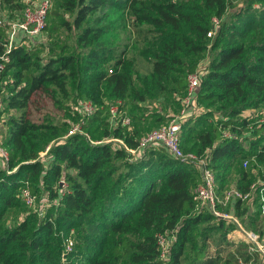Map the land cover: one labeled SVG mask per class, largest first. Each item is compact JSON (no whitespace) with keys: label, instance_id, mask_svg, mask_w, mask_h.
Wrapping results in <instances>:
<instances>
[{"label":"trees","instance_id":"1","mask_svg":"<svg viewBox=\"0 0 264 264\" xmlns=\"http://www.w3.org/2000/svg\"><path fill=\"white\" fill-rule=\"evenodd\" d=\"M2 2L14 5L15 0ZM121 4L129 11L136 41L146 40L135 48L151 61L148 72L141 73L127 52L119 58L117 48L102 39L109 31L102 24L103 11ZM59 8L52 15L62 23L55 26L78 28L76 46L66 39L53 41L46 57L33 51L42 42L32 49L16 47L0 73V79L10 80L0 112V117L7 115V136L0 144L9 153L7 168H0V264H264L249 244L229 239L236 224L199 208L195 190L201 176L194 163L163 147L147 148L132 160L124 146L94 143L91 137L94 128H103L104 138H119L137 149L140 124L165 118L157 111L146 113L141 104L175 94L182 110L188 76L209 49L208 33L217 17L214 57L196 98L197 107L207 109L183 123L181 147L207 157L220 195L236 162L237 188L250 192L251 169L264 163V124L259 121L264 116V0H62ZM168 29L170 38L159 40ZM5 40L6 27L0 23V44ZM113 59V70L101 68ZM83 79L106 86L114 100L97 104L90 115L67 114L88 135L67 136L70 123L54 111L64 109L68 98H76L75 104L86 99ZM118 100L129 125L110 122V106ZM48 146L49 160L41 159ZM246 160L249 168L243 166ZM26 182L41 201L49 191L45 215L24 207L19 189ZM243 202L235 201L237 215L246 228L256 230L263 223L261 210ZM15 209L26 211L24 219L3 226L7 212ZM74 230L77 241L62 262L64 243ZM160 234L174 239L168 259L161 258Z\"/></svg>","mask_w":264,"mask_h":264},{"label":"rangeland","instance_id":"2","mask_svg":"<svg viewBox=\"0 0 264 264\" xmlns=\"http://www.w3.org/2000/svg\"><path fill=\"white\" fill-rule=\"evenodd\" d=\"M40 3L42 2V0H15L14 5H8V4H3L2 0H0V16L2 18L8 19V20H14L15 18L19 17L20 14L22 16V13L24 12L25 8L29 5H32L34 3ZM48 4H49V8H48V14L50 13L51 15H49L48 20H47V29L45 31V37L43 38V42L37 46L36 48L33 49V51H37L40 53V55L42 57H46L48 54V47L49 45L56 40H67L73 47L76 46L77 44V33L79 31L78 28H73L72 30L70 29H65L64 26L59 27L58 29L56 28L55 25H59L60 23H62L61 17L52 15L53 13L59 11V5L62 4V0H48ZM19 5V6H17ZM126 5V3H125ZM234 5L236 8L241 6V3L238 2H234ZM124 5H119L118 7L115 8H110L107 7L104 11H103V23L105 24L106 27H108V32L106 34H104L102 36L103 41H106L110 44V46H113L115 48H117L118 50V57L119 58H124V52H127V55H129L130 57H134L136 59V65L138 66L139 70L141 73L144 72H148L151 67H152V63L150 60H148L147 58L144 57V55L141 53H139L135 46L136 44H140L141 46H144L146 44V40H144L143 38H140L137 42L136 41V35L135 33H133V30L131 29L130 25L132 23V19L129 17V11L128 9H123ZM234 8L230 9V13L234 12ZM17 16V17H16ZM1 18V19H2ZM65 18H70V15L66 14ZM3 28L6 27V25H2ZM168 31V32H167ZM166 32L163 33H159L158 36H160L158 39L159 40H165V39H169V29ZM214 35V34H213ZM211 38L209 41V49L203 54L200 62V66H202L203 69L206 70V72L209 69V63L211 62V60L214 57V53L215 51L212 50L211 46H212V40L214 38V36L209 37ZM123 52V53H122ZM115 63H116V59L110 60L108 62H106L104 64V66H101V68L103 67V69H107L108 72H110L111 70L114 69L115 67ZM86 80V81H85ZM9 78L8 76H5V78L0 79V96L1 98H4V96L8 95V89H7V84L9 83ZM85 81V82H84ZM83 84H82V96L86 99H82L80 100V104L76 103V98H68L64 101V109H55L54 114L57 118H59V120H64L66 122L70 123V130L69 132L74 128V126L76 124H78L77 122H74V120L71 117H68L67 114H74V111L79 112V110L81 108L84 109V105L88 104V103H92L94 107H97L99 103L101 102H106L107 104L112 103V101L114 100V97L111 95L110 90L108 88H106V86L100 85L99 87H96L94 84H92L90 82L89 79H83ZM80 91L78 92V97H81L80 95ZM98 99L97 100H95ZM177 97L174 94L173 96L170 95H164V96H160L159 98L150 101V102H146L144 104H141V106L143 107V110L146 111V113H150V112H158V114L165 116L164 120L162 121H158L157 117H152L150 118L147 122H144L142 124H140V131H141V135H140V140L143 142L144 138H146L155 128L160 127V125L162 124H166L167 122H170L173 118H177V116L181 115V109L180 107L177 106L176 101ZM127 104L130 105L132 104V100L127 99ZM84 102V103H82ZM81 104H83V107L81 106ZM127 106V108H129ZM4 107L3 105L0 106V112L1 110H3ZM198 112L194 113V115H192L191 117H187L183 123H185L187 120H189L190 118L192 120H195L197 118H199V116H201V114L207 109L204 105H199L198 106ZM253 111L249 110L246 111L245 114L246 115H250ZM221 117L220 114H215V119H219ZM6 120H7V115L0 117V143H2L1 141L3 140V138L5 136H7V125H6ZM182 123V125H183ZM94 135L96 136H91L93 140H95V142L97 141H103L107 138L103 137V128H94ZM68 132V133H69ZM80 132V131H77ZM76 133V132H75ZM83 133H85L83 131ZM90 137V136H89ZM66 138L62 137V139L64 140ZM61 139V140H62ZM114 148L118 147V145H114ZM245 146L248 147L249 144L245 143ZM146 151V150H145ZM143 155L141 153H135L132 154V160H136L141 158ZM50 154L48 153L45 156V160H49ZM247 161V160H246ZM245 161V162H246ZM244 162V163H245ZM248 162V161H247ZM243 163V166L245 168H249L248 166H245V164ZM238 163L236 162V164L234 165V169L230 171V175L228 178V185L227 188L225 189V191H230V190H237V180L239 177V166H237ZM0 168H7V161L4 157L0 156ZM252 175H253V182L251 184V186H253V193H252V198L250 200H246L244 201L243 205H246L248 207L255 209V210H261L263 211V207L262 204L264 203V196L262 197V193L260 190V187L264 184V163H259L257 169L254 167V169H251ZM62 186L65 187V183L62 182L61 183ZM25 187L22 186L21 189H19L20 194L23 192V189ZM239 190V189H238ZM224 191V192H225ZM48 195V200L45 202L47 204H49L50 202V195H49V191L47 192ZM222 196V195H220ZM23 201V200H22ZM236 200L230 201L229 204L227 205H223L222 209L223 210H233L235 212V214H237V211L234 207ZM25 203V201H23ZM26 204V203H25ZM24 207L27 208V210H29V212H35L37 209L43 208L44 209V213L43 215L46 214L49 205L46 206V204H42L41 199H39V197L37 196V201H36V206L34 207H29L27 204L24 205ZM26 216V211L24 209H15V210H9L6 214V216L3 218L2 220V224L3 226H13L15 224H17L18 222L22 221L24 219V217ZM241 218V217H240ZM259 220H262L263 218V213L261 212L259 214ZM258 228L261 229L262 224L260 223V226H257ZM257 228V229H258ZM70 234L73 236L74 240L77 241L76 239V232L71 231ZM229 235V239H237V242L239 241H244L242 238H240L239 236H236V232L232 231H228L227 233ZM263 236V235H261ZM63 250L61 253V261L64 262L67 258L64 256L65 253V243L63 246Z\"/></svg>","mask_w":264,"mask_h":264},{"label":"built area","instance_id":"3","mask_svg":"<svg viewBox=\"0 0 264 264\" xmlns=\"http://www.w3.org/2000/svg\"><path fill=\"white\" fill-rule=\"evenodd\" d=\"M48 0H42L40 3H34L25 8L22 16L15 18L14 20H8L2 18L0 23L6 25V40L0 46L3 49L0 50V73L5 69L6 63L10 61V54L12 50L19 46H26L28 49L34 48L36 45L43 42V38L46 36L45 31L47 29V16H48ZM212 28L208 33L209 37L215 34L221 24V19L214 17L212 20ZM206 70L199 65V67L188 76V88L187 94L184 98V107L181 110V115L177 118H173L170 122L155 128L143 142L140 140V145L137 149L129 148L123 140L119 138H107L103 141H97L94 143H105L113 142L114 145L118 147L124 146L128 152L135 154H144V151L150 147H163L172 156L178 158L182 161L194 163L200 172L201 181L196 188V198L199 201V208L206 210L218 219H224L226 221L232 222L238 226L236 231V236H239L250 245L249 249L251 252L259 253L264 259V203L262 204L263 211V223L261 229H248L243 224L241 218L235 214L233 210H223L222 206L227 205L230 201L239 200L242 201L250 200L252 198L253 186L248 193H243L241 190H230L225 191L222 196L218 193V184L216 180V175L213 169L209 166V162L206 156H200L194 152L185 153L181 147V128L182 123L187 117H191L194 113L198 112V107L196 103L197 93L201 86ZM81 102H79L80 104ZM84 103V102H82ZM122 104L121 100L116 101L110 106V122L111 124L117 125H129L130 118L123 116L120 106ZM0 106H2V98L0 96ZM83 107V104H81ZM81 113L90 115L95 112V107L92 103L84 105V109L79 110ZM264 124V116L259 120ZM81 130L79 124L75 125L74 128L67 134H73ZM86 134V133H85ZM87 135V134H86ZM88 136V135H87ZM50 150V146L40 154V158L44 159ZM0 156L4 157L6 161L9 160L8 151L0 144ZM45 160V159H44ZM245 166L248 165L246 161ZM264 183V182H263ZM23 192L20 194L21 198L29 207L36 206L37 195L32 192L30 186L26 182L24 185ZM262 197L264 196V184L260 187ZM42 204L48 200V195L45 193L43 195ZM35 212L43 216L44 209H37ZM263 235V236H261ZM172 237H168L164 234H160L158 241L161 246V258L168 259L171 253ZM75 245V240L73 236H69L65 241V253L64 256L73 251Z\"/></svg>","mask_w":264,"mask_h":264}]
</instances>
